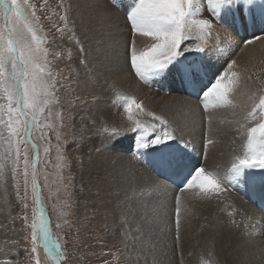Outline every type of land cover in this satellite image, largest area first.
I'll return each instance as SVG.
<instances>
[{"label": "snow or ice", "instance_id": "1", "mask_svg": "<svg viewBox=\"0 0 264 264\" xmlns=\"http://www.w3.org/2000/svg\"><path fill=\"white\" fill-rule=\"evenodd\" d=\"M112 3H115V0H90L83 6L88 15L81 20L82 38L78 36L76 40L81 54L80 64L85 68L92 62L90 60V57H93L92 46H95L94 59L97 63L90 71L95 74L97 80L108 70L105 63L100 61V55H104L108 64L118 62L122 55L125 66H130L140 80L151 84L156 80L174 78L183 89H191L190 94L199 99L205 111L210 107H237L229 98V93L236 85L234 77L237 74L231 71L236 62H228L227 69L222 72L213 71L211 66L203 63L190 62L188 53L193 51L204 53L207 49L200 45L195 48L185 47V41L189 39L188 32L192 25H196L199 29L198 39L202 43H208L213 35V21L225 22L227 16L233 12L251 15L252 10L259 7L260 22L264 23V0H205L208 17L199 20L193 17L204 11L201 0H129L128 7L124 10L123 25L119 22L121 18L111 11ZM59 6L63 10L60 19L67 27L75 5L70 0L68 3L60 0ZM26 8L31 10V16L26 13ZM255 19L253 17V22ZM38 20L36 7L30 4L29 0H23V3L20 0H0V182L6 180V173L10 171L11 179L15 182L17 199L26 201L31 170V189L35 197V207L31 224L29 225L28 216L25 214L23 227L31 229L32 259L35 260V264H39L37 247L42 246L54 264H60L66 257L60 244L52 239L49 222L44 214L36 175L39 155L31 138L33 129L42 127L40 116L45 111V106L50 103L47 99L49 88L55 86V77L52 76L49 67L51 64L48 60L49 49L43 47L47 43L46 38L38 35L34 26ZM89 25L93 27L90 29ZM71 31L73 35H77L75 23ZM118 37H123L122 46ZM136 37H149L153 42L147 47L139 48ZM86 42L90 45L87 48ZM243 43L251 44L252 41L245 39ZM209 72L211 76L208 75ZM49 79L52 81L51 84ZM109 87L114 88L115 82ZM121 99L125 101L124 112L128 124L115 125L105 120L103 140L101 146L96 149L97 153L110 152L125 138L134 139L136 147L134 150L130 149L134 152L132 158L149 156L153 165L160 170L159 174L167 173L163 186L166 187L167 181L171 179L180 192L193 190L198 196L205 198L221 195L226 191L225 184L234 185L241 181L254 183L257 176L251 171L253 169L260 171V183L264 184V94L253 92L248 97L251 108L245 113L244 119L254 123L247 128L243 154L234 156L230 169L224 175L208 171L204 166L193 168L187 164L186 158L191 145L184 143L183 147H177L178 130L173 129L162 115L148 111L134 97ZM133 106L139 114L149 116L158 123H146L136 118ZM243 127L244 125H241V128ZM212 143L211 140L205 139V148ZM29 145L33 149L31 160L28 155ZM48 150L45 147V153ZM57 150L60 152L59 144ZM112 160L113 164L118 163L120 167L106 170L101 180L115 189L117 197L123 193V199H119L117 203L121 208L128 204L129 208L123 210L121 216L125 221L131 218L136 225L128 232L121 229L124 249L131 254L129 259L134 258V264H141V261L143 264H162L158 249L160 237L165 231L163 221L167 217L155 208L149 212L148 205L142 204L139 206L142 212L137 219L135 216L137 207L133 206L145 191L159 189L162 184L160 181L138 182L135 174L125 166V158L122 155H115ZM21 174L24 178L23 196L20 195L17 179ZM27 207L25 202L24 208ZM180 213V196L177 195L175 209L177 244L180 240ZM244 213V209L234 206L232 213L229 214L228 223L235 224L236 221L232 217ZM219 223L223 225L224 221ZM259 234H264V228ZM255 247L257 254L264 260V241L258 242ZM0 264L17 262L8 259ZM208 264H220V261H210Z\"/></svg>", "mask_w": 264, "mask_h": 264}, {"label": "bare ground", "instance_id": "2", "mask_svg": "<svg viewBox=\"0 0 264 264\" xmlns=\"http://www.w3.org/2000/svg\"><path fill=\"white\" fill-rule=\"evenodd\" d=\"M70 2L75 5L72 11L74 22L77 32L82 38L81 20L88 15L83 6L90 0H70ZM201 3L204 11L193 17L195 20L208 17L205 0H201ZM128 4L129 0H115V3L110 4L111 11L121 18L119 21L121 25H123L124 10ZM253 17L256 18L255 22H253ZM259 17L260 9L257 7L252 10L251 15L233 12L227 16L225 22L214 20L213 35L208 43H202L198 39L199 29L196 25H192L188 32L189 39L185 41V47L195 48L200 45L207 49L204 53L195 51L188 53L190 62L203 63L206 66H211L213 71L221 72L227 69L228 62H236L231 69L237 74L234 77L236 85L234 90L229 93V98L237 105L235 108L210 107L208 111H205L199 99L191 95L189 89H183L179 81L174 78L156 80L151 84L145 83L135 76L130 66H125L122 55L118 62L108 64L104 55L101 54L99 59L105 63L108 70L104 71L100 75V79L97 80L95 74L90 71L97 63V60L94 59L96 56L95 46H92L93 57H90L92 62L88 68L80 64V52H75L73 61L75 77L79 84L82 83L85 86L82 89L84 94H87V105L84 106L83 111L85 110V113L89 115L91 123L100 126V129L93 131L89 141L79 150L83 153L85 160L77 166L78 178L86 180L85 184L89 190L97 191L98 194H95L94 197L101 200L102 206L99 210L104 209V213L106 212L114 219L117 226L116 234H120V239H122L121 229L125 232L127 228L131 230L134 221L131 218L125 221L121 216V212L129 207L128 204H124L121 208L117 203L119 199H123V193L117 197L115 189L101 180L106 170L120 167L118 163L113 164L112 157L122 155L125 158V166L135 174L138 182H161L162 186L159 189L145 191L133 206L137 207L135 213L137 219L142 212L139 207L142 204L148 205L149 212L155 208L162 211L167 217L163 221L165 231L160 237L161 243L158 249L162 264H179V254L184 253L188 248L191 249L193 256L191 260H185L183 264H208L215 260H219L220 264H264V260L257 254L255 247L258 242L264 241V234H259L264 228V216L249 200V183L247 181H241L234 185L225 184L226 191L221 195L205 198L198 196L193 190L180 192V189L172 186L169 181H167L166 187L163 186L167 173L159 174L160 170L153 165L149 156L142 155L139 159L132 158L134 152L130 149L134 150L136 147L134 139L125 138L110 152L97 153L96 149L101 146L103 140L105 120L115 125L127 126V116L124 112L125 101L121 97H134L148 111L162 115L173 129L178 130L177 147H183L184 143H190L191 147L188 150L189 155L186 161L193 168L204 166L208 171L221 175L226 174L234 156L243 154L247 128L254 123V121L244 119L245 113L251 108L248 97L252 94L251 92H256L255 89L260 92L264 87L261 84L254 86L256 79L254 77L251 79L248 71L251 70L249 66L253 62L252 60L259 59L262 53L259 49L264 48V32L262 31L264 23L260 22ZM92 27L89 25L90 29ZM123 31H127V29H123ZM90 34L94 35V33ZM118 39L122 46L123 37H118ZM245 39L251 40L252 43L244 44L243 40ZM152 42L149 37H136L139 48L147 47ZM89 46V43L86 42L85 47ZM108 54L111 55V53ZM208 75L211 76V72ZM113 82H115V87L110 88L109 85ZM132 110L134 114H137L136 118L146 123H158L149 116L139 114L134 106ZM241 125L244 127L241 128ZM205 139L213 142L207 148H205ZM121 150L123 153L120 152ZM36 170L38 180V164ZM178 192L180 193L178 195L180 196L181 228L180 240L177 244L174 228L175 194ZM12 197L9 174L6 173V180L0 182V224L4 227V222L7 224L5 230H10L9 223L15 209ZM40 197L44 205L42 193ZM234 206L244 209L245 213L243 215L235 214L232 218L236 223L230 224L228 223L229 214L232 213ZM44 214L46 216L45 212ZM219 221H224V224L221 225ZM49 230L51 231L50 225ZM8 235L7 233L6 236ZM0 236H2L1 231ZM176 245L179 248L178 253H174ZM39 247L44 254L45 264H54L53 260L44 253V248ZM209 252L211 255L205 256V254H210ZM200 253H202V257ZM7 254L8 248L2 249L0 258L5 257L7 260H12L7 257L9 256Z\"/></svg>", "mask_w": 264, "mask_h": 264}, {"label": "rangeland", "instance_id": "3", "mask_svg": "<svg viewBox=\"0 0 264 264\" xmlns=\"http://www.w3.org/2000/svg\"><path fill=\"white\" fill-rule=\"evenodd\" d=\"M20 2L23 3V0ZM68 2L65 0V3ZM29 3L36 7V17L39 20L34 26L37 28V34L46 38L47 43L43 47L49 49L48 60L51 61L49 67L52 76L55 77V86L49 88L47 97L50 103L45 106V111L40 116L42 127L33 129L31 138L38 147V182L52 231L50 234L52 239L60 244L66 257L60 262L61 264H134V258L129 259L131 254L124 249L120 234H116L117 226L114 219L106 212L104 213V209L99 210L102 204L101 200L94 197L98 194L97 191L89 190L85 184L86 180L83 178L80 180L77 175V166L85 160L83 153L79 150L89 141L93 131L100 129V126L91 123L89 115L85 113V110L83 111L84 106L87 105V94H84L82 89L85 86L82 83L79 84L76 79L73 66L75 52L79 51V46L76 44L79 34L77 32V35H73L71 31L75 23L73 12L65 27V22L60 19L63 13L59 6L60 0H29ZM25 11L31 16L30 9L26 8ZM259 50L262 51L259 59H253L249 66L251 70H248L250 78L256 79L254 86L264 85V48ZM49 83H52L51 79ZM255 90L257 94H264V87L260 92ZM58 144L60 152L57 150ZM45 147L49 149L47 153L44 151ZM120 152L123 153L122 150ZM32 154L33 149L29 145L30 160ZM8 174L15 209L9 223L10 230L4 229L7 228L5 222L3 224L5 227L0 224L2 232L0 254L2 249L8 248L9 256H5L15 260L17 264H35L31 253V229L23 227L24 215L27 214L30 225L35 207V197L31 189V170L26 201L17 199L15 182L11 179L10 171ZM17 179L20 195L23 196V175H19ZM178 194L180 193L175 195ZM25 202L28 205L27 209L24 208ZM135 227L134 222L132 229ZM128 231H130L129 228L126 229V232ZM7 233L8 236H6ZM39 248L38 246L39 264H45L44 254ZM178 252L179 248L176 245L174 253ZM200 255L202 257V253ZM209 255L205 254V256ZM192 256L193 253L188 248L184 253L179 254V264H183L185 260H191ZM4 260L7 259L0 258V262Z\"/></svg>", "mask_w": 264, "mask_h": 264}, {"label": "water", "instance_id": "4", "mask_svg": "<svg viewBox=\"0 0 264 264\" xmlns=\"http://www.w3.org/2000/svg\"><path fill=\"white\" fill-rule=\"evenodd\" d=\"M33 141V140H32ZM34 142V141H33ZM36 151H37V146H36ZM38 153V152H37ZM33 155V154H32ZM37 171V170H36ZM37 173V172H36ZM38 181V180H37ZM40 186V185H39ZM40 194H41V192H40ZM40 199H41V197H40ZM41 203H42V199H41ZM42 205H43V203H42ZM43 208H44V212L46 213V207L43 205ZM46 218H47V214H46ZM48 220V219H47Z\"/></svg>", "mask_w": 264, "mask_h": 264}, {"label": "trees", "instance_id": "5", "mask_svg": "<svg viewBox=\"0 0 264 264\" xmlns=\"http://www.w3.org/2000/svg\"><path fill=\"white\" fill-rule=\"evenodd\" d=\"M39 154V153H38Z\"/></svg>", "mask_w": 264, "mask_h": 264}]
</instances>
